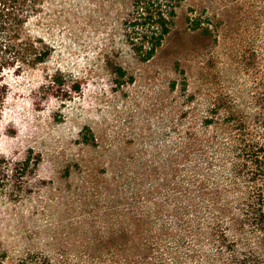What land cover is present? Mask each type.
Instances as JSON below:
<instances>
[{"label":"rangeland","instance_id":"1","mask_svg":"<svg viewBox=\"0 0 264 264\" xmlns=\"http://www.w3.org/2000/svg\"><path fill=\"white\" fill-rule=\"evenodd\" d=\"M160 9L171 29L147 57L136 0H42L30 28L51 55L10 73L0 120L17 166L0 189V263L237 264L262 244L229 228L241 189L224 150L233 112L260 111L264 0Z\"/></svg>","mask_w":264,"mask_h":264},{"label":"trees","instance_id":"2","mask_svg":"<svg viewBox=\"0 0 264 264\" xmlns=\"http://www.w3.org/2000/svg\"><path fill=\"white\" fill-rule=\"evenodd\" d=\"M41 4L42 0H0V120L6 113L10 73L22 74L27 68L45 62L51 55L50 44L30 28L41 11ZM161 6L162 0H136V8H142L136 19L137 23L149 24L147 33H144L151 43L147 57L155 54L171 29L172 17L161 10ZM230 120L235 124V130L227 137L229 147L224 151L229 155L234 154L232 170L241 193L236 194L234 198L237 215L232 217L234 223L229 228L234 226V230L241 232L247 227L250 229L247 233L257 234L258 241L262 243L256 249L251 247L249 252H242L241 257L238 256L239 251L235 250L231 260L237 264H264V95L260 102L259 114L254 118L244 112H239L238 115L233 112ZM7 162L8 159L0 154V189L5 186L9 176L17 175V166L12 171L4 167ZM27 166L29 157L25 160L23 168ZM26 172L24 171V174ZM228 200L219 205L223 213L226 211ZM222 236L227 240V232ZM15 264L72 263L65 260L56 261L39 253H29Z\"/></svg>","mask_w":264,"mask_h":264}]
</instances>
